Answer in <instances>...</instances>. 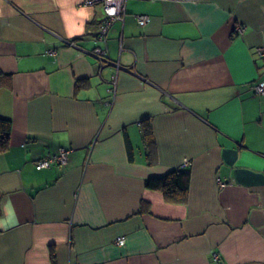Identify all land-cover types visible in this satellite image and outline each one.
I'll use <instances>...</instances> for the list:
<instances>
[{
    "label": "crops",
    "instance_id": "1",
    "mask_svg": "<svg viewBox=\"0 0 264 264\" xmlns=\"http://www.w3.org/2000/svg\"><path fill=\"white\" fill-rule=\"evenodd\" d=\"M102 18L0 0V264H264V0H127L104 43ZM185 161L184 201L145 188Z\"/></svg>",
    "mask_w": 264,
    "mask_h": 264
},
{
    "label": "trees",
    "instance_id": "2",
    "mask_svg": "<svg viewBox=\"0 0 264 264\" xmlns=\"http://www.w3.org/2000/svg\"><path fill=\"white\" fill-rule=\"evenodd\" d=\"M2 74L0 73V76ZM3 77V76H1ZM85 79H78L76 87L85 86ZM258 95V94H257ZM10 131V120L0 118V149L7 144V138ZM141 137L146 147V156L148 161L151 160V146L153 144L152 128L146 121L141 123ZM128 157L131 159V150L127 144ZM190 180V169L184 166L171 168L165 173L158 176H148L143 180L144 186L151 190H160L166 200L172 202H182L185 199ZM50 259L54 262V252L51 250Z\"/></svg>",
    "mask_w": 264,
    "mask_h": 264
},
{
    "label": "built area",
    "instance_id": "3",
    "mask_svg": "<svg viewBox=\"0 0 264 264\" xmlns=\"http://www.w3.org/2000/svg\"><path fill=\"white\" fill-rule=\"evenodd\" d=\"M127 0H82L84 5H97L99 4L103 10V18L100 20L98 31L95 35V40L101 43L106 41L107 31L114 19H123L125 14V4ZM148 19L147 15H140L137 17L138 23L144 24ZM258 53L263 54L264 49L258 48ZM98 58L104 60L105 49L101 46H96L93 50ZM115 81V80H113ZM254 92L258 95L264 94V82H258L253 86ZM68 150L64 148H60L57 153L46 155L40 159H38L34 163V167L36 169L48 168L53 164H63L67 159ZM189 161H185L182 166H188ZM221 186L224 185L223 182L220 183ZM125 238L123 235H119L115 238V243L117 245H123ZM214 259L218 258L217 253H213Z\"/></svg>",
    "mask_w": 264,
    "mask_h": 264
},
{
    "label": "water",
    "instance_id": "4",
    "mask_svg": "<svg viewBox=\"0 0 264 264\" xmlns=\"http://www.w3.org/2000/svg\"><path fill=\"white\" fill-rule=\"evenodd\" d=\"M112 66L114 65V64H112V63H110Z\"/></svg>",
    "mask_w": 264,
    "mask_h": 264
}]
</instances>
